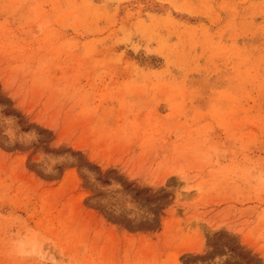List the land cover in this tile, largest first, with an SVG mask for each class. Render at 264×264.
Segmentation results:
<instances>
[{"label":"rangeland","instance_id":"374dc122","mask_svg":"<svg viewBox=\"0 0 264 264\" xmlns=\"http://www.w3.org/2000/svg\"><path fill=\"white\" fill-rule=\"evenodd\" d=\"M0 264H264V0H0Z\"/></svg>","mask_w":264,"mask_h":264}]
</instances>
